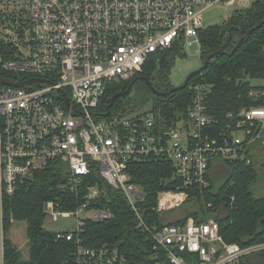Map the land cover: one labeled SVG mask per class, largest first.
Returning a JSON list of instances; mask_svg holds the SVG:
<instances>
[{
    "label": "built area",
    "instance_id": "built-area-1",
    "mask_svg": "<svg viewBox=\"0 0 264 264\" xmlns=\"http://www.w3.org/2000/svg\"><path fill=\"white\" fill-rule=\"evenodd\" d=\"M254 1L0 0V70L16 76L4 78L40 79L23 87L0 84V264H5L4 198L52 160L66 166L63 187L71 193L96 169L126 196L138 227L152 241V259L141 264H259L264 242L227 243L213 218L146 224L137 206L143 192L128 169L148 159L171 163L175 188L159 191L154 205L163 215L179 209L192 187H208L213 159L249 163L250 146L264 136V77L250 92L263 104L228 112L221 126L209 112L210 87L203 80L190 86V104L170 122L154 104L129 116H97L109 85L140 73L155 51L176 45L185 51L197 43L200 54L204 10L223 4L235 12ZM87 189L86 201L74 211L61 210L54 200L44 204L51 221L75 219L72 229L59 234L73 242L74 264H136L116 246L83 244L86 220L110 216L88 209L101 190Z\"/></svg>",
    "mask_w": 264,
    "mask_h": 264
},
{
    "label": "trees",
    "instance_id": "trees-1",
    "mask_svg": "<svg viewBox=\"0 0 264 264\" xmlns=\"http://www.w3.org/2000/svg\"><path fill=\"white\" fill-rule=\"evenodd\" d=\"M264 0H255L251 6L235 12L222 25L208 26L199 31L201 65L206 57L227 44L224 54L213 57L208 66L194 74L187 86L172 92L168 96L153 93L141 79L132 88L138 95L118 97L110 109V98L118 91H123L136 75L148 77L157 90L168 91V76L177 59L186 57L181 46L168 50H157L151 54L140 73L133 77L112 82L102 98L97 116H107V111L121 115L139 113L142 108L154 104L161 108V116L170 122L174 115L183 113L191 101L190 86L203 80L210 87L207 97L209 112L221 126L226 122L228 112L236 113L242 107L259 106L262 98L251 95L252 90L260 88L251 84L250 78L261 81L264 77ZM254 28L249 35L245 33ZM230 37V41L228 39ZM242 41L239 43V40ZM0 76L16 78L4 73ZM218 130V126L213 128ZM250 162H229L215 158L209 165L206 188L194 186L188 198L180 207L179 217L169 220L168 224H184L189 217L196 223L210 218L219 224V232L227 243L241 246L264 242V193L259 185L264 177V136L249 148ZM172 165L168 161L148 159L135 162L128 172L132 181L143 192L137 201L140 215L148 225L164 224L163 215L154 210L156 196L161 190L175 188L171 180ZM66 166L63 162L52 160L44 168L36 170L23 179L11 196L3 201V232L7 233L11 221H25L28 237V258L23 259L20 251L7 237L4 238L5 264H74L75 246L59 234L68 230L50 231L43 228L46 217L44 204L49 200L60 203L61 210L74 211L86 201L88 186L98 185L99 196L89 200L88 209L97 208L110 213L99 221L87 219L82 237L83 244L95 247L101 244L116 246L127 254L136 264L152 259V241L145 230L138 227V218L126 196L108 185L93 169L85 176L78 192L71 193L64 189ZM259 264H264V249L259 255Z\"/></svg>",
    "mask_w": 264,
    "mask_h": 264
},
{
    "label": "rangeland",
    "instance_id": "rangeland-1",
    "mask_svg": "<svg viewBox=\"0 0 264 264\" xmlns=\"http://www.w3.org/2000/svg\"><path fill=\"white\" fill-rule=\"evenodd\" d=\"M248 7L249 6H246L243 9ZM232 13V7L225 8L223 4L213 5L203 11V25L205 28L208 26L222 25L232 15ZM185 53L186 57L177 59L170 70L168 79L170 84L174 86L180 85L190 72L196 70L201 66V59L199 56V45L197 43L193 44L192 46L185 47ZM259 82V79L250 78L251 84H258ZM130 94L132 97L135 95H138L137 97H141L140 95H142L143 92L139 91L136 94V90H133ZM145 108L146 107L142 108V110ZM258 191L260 193H264V177L261 180V184L259 185ZM180 212L181 208L163 213V220L167 222H169V220L172 221L175 218L179 217ZM11 222V226L8 229L7 233H5L4 231V238L7 237L8 239H10L12 244L20 251L22 258L26 259L28 258V237L26 231V222ZM74 222L75 219L73 217L59 218L57 221H51L49 218H47L46 214V217L43 221V228L50 231L70 230L74 227Z\"/></svg>",
    "mask_w": 264,
    "mask_h": 264
},
{
    "label": "water",
    "instance_id": "water-1",
    "mask_svg": "<svg viewBox=\"0 0 264 264\" xmlns=\"http://www.w3.org/2000/svg\"><path fill=\"white\" fill-rule=\"evenodd\" d=\"M264 24V20L261 21L257 26L256 28H259L261 27L262 25ZM254 28H251L249 29L245 35H249L252 31H253ZM230 41V37L228 39V42ZM242 41V38L239 40V43ZM227 44L223 45L221 48H219L218 50L212 52L211 54H209L204 63L199 67L197 68L196 70L190 72L186 78L184 79V81L180 84V85H177V86H174L172 87L170 90L168 91H165V92H160V91H157L152 85H151V82L149 80L148 77H145V76H142V75H136L135 77L132 78V80L130 81V83L128 84L127 88L123 91H118L116 92L115 94L112 95V97L110 98V102L109 104L107 105L108 109H110V107L112 106L113 102L115 101L116 98L118 97H125V96H128L131 91H132V88H133V85L134 83L141 79L145 82L146 86L155 94H158L160 96H168L169 94H171L172 92H175L179 89H183L187 86L190 78L196 74V73H199L201 72L203 69H205L207 66H208V63L209 61L215 57L216 55H219V54H224L225 53V48H226ZM40 79H36V78H33V79H29V80H26V81H14V80H11V79H8V78H4V77H1L0 76V84H4V85H12V86H16V87H23L29 83H32V82H39ZM110 114V110L107 111V115Z\"/></svg>",
    "mask_w": 264,
    "mask_h": 264
},
{
    "label": "flooded vegetation",
    "instance_id": "flooded-vegetation-1",
    "mask_svg": "<svg viewBox=\"0 0 264 264\" xmlns=\"http://www.w3.org/2000/svg\"><path fill=\"white\" fill-rule=\"evenodd\" d=\"M160 92H165V91H163V90H159Z\"/></svg>",
    "mask_w": 264,
    "mask_h": 264
}]
</instances>
